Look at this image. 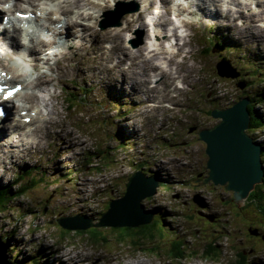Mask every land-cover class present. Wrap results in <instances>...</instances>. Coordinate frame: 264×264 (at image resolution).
<instances>
[{
  "label": "rangeland",
  "instance_id": "1",
  "mask_svg": "<svg viewBox=\"0 0 264 264\" xmlns=\"http://www.w3.org/2000/svg\"><path fill=\"white\" fill-rule=\"evenodd\" d=\"M90 1L97 3L98 8L90 9L88 5L93 4ZM149 1L82 0L86 6L81 10L73 8L72 12L92 13L93 17L82 23L90 24L103 35L117 33L123 39L124 45L136 47L144 45L153 36V26L149 23L155 16L152 9L156 8L162 15L159 21L166 20L170 23L171 18L165 12L172 6L164 0L163 3L160 1L163 6H159V0H152L154 3L146 10L145 16L130 26H127L126 20L136 14H124L119 26L113 25L115 18L111 17L135 6L139 10L144 9ZM193 1L199 2L203 9H196L195 5H191L188 7L193 10L191 14L180 11L178 16L182 21L188 19L192 22L185 23L188 34L184 39L183 51L181 50L185 57L182 59L179 56L176 65H172L176 66V69L172 68L173 76L176 75L183 86L182 89L172 92L176 93L175 97L172 98L169 94L174 87L175 78L170 86L162 74L157 73L153 77V74H149L150 68L145 57L142 56L136 61L138 69L125 71L124 75L116 71H103L94 77L82 79L70 72L63 76L64 83L59 86H53V83L44 84L41 89L33 90L41 98L49 99L53 94H60L55 101V110L60 115L51 114L57 122L56 127L48 124L44 129L45 121L50 115L41 120L43 125L39 122L33 125H41L40 146L28 144L18 149L19 141L15 143L16 151L11 153L10 149L14 147L10 146L11 142L16 141L19 133L23 130L27 132V129L20 127L22 129L19 130L18 118L13 115L0 123V185H11L22 169L31 170V174L25 175L21 181L18 180L11 190L13 195L15 190L29 184L27 193L10 197L6 209L0 211V238L3 237L6 241V236L11 234L14 239L6 251L10 260L15 261L16 257L21 264H41L43 261H48L49 264H138L140 261H147L146 264H264V213L251 201L253 189L243 203L237 205L232 192L226 191L223 185L194 181L197 172H201L202 178L208 172L205 144L198 138L197 130L211 127L218 122L219 118L211 115L213 108L228 107L234 102V98L242 94L236 87L239 77L233 79L218 76L217 64L218 68L221 64L224 71L230 70L233 75L236 70L231 64L236 67L233 61L235 58L244 65V58L241 56L254 53L255 59L264 62V14L257 18L251 17L255 20L256 30L252 29L248 13L258 9L259 4L256 0H240L248 1V4L243 8L244 12L235 17V21L232 22L233 18L230 17L213 14L209 20L201 22L200 19H204V12L208 9L214 12L216 6L222 12L227 9L233 12L237 8L236 2ZM11 2L3 4L2 7L6 8ZM19 3L17 10L21 11L17 12L31 8L35 13L31 12L29 18L37 16L40 23L48 24L47 18L43 17L59 16L61 21L64 20L62 15L41 14L23 0ZM35 3H44L43 7L57 11V0H37ZM3 16H9V13L2 10L1 17ZM73 17L76 19V16ZM4 21L0 24L1 34H11ZM142 22H145V26H141ZM15 23L24 25L25 22ZM226 24H230V27ZM102 25L104 28H101ZM105 28L108 29L102 31ZM155 32L159 35L157 40L163 38L164 32H160L158 27H155ZM254 32L259 35L258 38L254 37ZM43 33L47 34V31L44 30ZM71 33L76 42L90 44L87 41L89 31L85 33L78 28ZM220 34H224L226 39H229L228 34L232 35L230 37L236 42L231 41L225 45L219 55L212 52L210 55L204 54L202 50L205 46L211 41L216 44L212 39L214 36L220 42ZM140 36L141 44L138 43ZM207 36L211 37L208 39ZM172 41L171 38L170 42ZM25 43L27 37L24 36L19 40L22 49L26 47L23 45ZM68 43L69 41L63 42L65 46ZM112 43L111 40H105L102 46L108 50ZM11 50L0 40V57H3L5 51ZM176 50L174 48L171 52ZM14 55L12 59L4 60V63L12 70L16 69L13 70L15 73L21 72L15 68L18 63L24 64L22 66L28 69L32 68L27 61L28 57L18 59ZM38 56L42 59L39 68L33 69L34 73L37 75L47 72L59 77L58 71L62 69L59 66L67 62L65 58L46 51ZM121 56L120 51L114 52L112 63L121 60ZM46 58L48 59L44 62ZM59 58L61 61L56 66V59ZM226 58L231 60V64ZM236 65L239 67L238 63ZM139 70L136 76L145 78L147 74L155 82L150 84L145 80L143 84L137 83L136 88L121 82L122 77L127 78L132 72L138 73ZM92 72L87 71L88 74ZM15 73L10 71L9 75ZM106 85H110L112 92L102 88ZM152 86V92L146 90ZM159 87L163 89L160 90ZM259 88L264 89V83L258 87H250L248 93ZM71 91L73 96L78 97L76 101L69 94ZM70 103L73 105H69ZM39 108L44 111L41 106ZM258 108L264 112V103ZM48 110L50 111L49 106ZM193 125L197 129L188 130ZM247 133L264 146V127ZM262 163L264 164V160ZM131 167L134 170L143 167L148 174L159 172L161 183L156 193L141 200L146 212H152L156 221L150 233L139 230L132 232L134 235H120L115 228L122 225L104 224L97 225L98 235L92 238L90 233L63 230L58 225V217L75 213H85L98 223L97 219L107 210L110 199L123 195L126 178L134 171ZM196 195L203 198V205L193 199ZM138 226L141 225L126 227ZM254 229H257V235L250 232ZM63 243H67L68 247L62 249ZM42 244L48 247L46 252L42 250ZM212 247L214 249L209 252ZM175 251L180 252L177 253L181 257L177 253L172 256ZM242 252H246L245 260L239 258V253ZM35 253L37 254L33 255ZM62 258H66L65 263ZM237 260L240 262L237 263Z\"/></svg>",
  "mask_w": 264,
  "mask_h": 264
},
{
  "label": "bare ground",
  "instance_id": "2",
  "mask_svg": "<svg viewBox=\"0 0 264 264\" xmlns=\"http://www.w3.org/2000/svg\"><path fill=\"white\" fill-rule=\"evenodd\" d=\"M7 1L8 0H0V8L1 9H3L2 5L5 4ZM25 1L30 2V3L33 2V0H25ZM164 1H166V0H164ZM214 1H219V0H214ZM258 2L260 4L258 12L257 13L254 12L253 13V12H250L249 11V13H248V16L250 17L251 28L254 29V30H256V28H254L255 27V22H254L255 20L253 21L251 19V17L256 16V18H257V17L261 16L262 14H264V0H258ZM90 3H93L92 4V7H94V8L98 7V4L94 3L93 1H90ZM151 4H152V2L149 3V5H151ZM203 5H204V3H203ZM17 6H18V3L17 2H14L12 5L8 6L6 10L9 11V12H12L15 8H17ZM84 6H86V5H84V3H82V0H57V11L49 10L47 12L50 13V14H52V13H60L61 15L64 16V20L61 21L60 17H57L54 20H51L50 19V22L53 23V24H57V23L60 22V24H59L60 26L57 27L55 25V26H47L46 27L49 30V32H50V36H49L48 39H46L44 36H42L41 34H39L38 32H36L35 30H32L30 32V34H28V41L31 43V45L26 47L25 54L24 55H22L21 52L19 50H17V48H19L17 46L20 45V44H18L17 37L19 39V36L21 35V31H20V29L18 27H14L13 28V30H12L13 33L10 32L11 35H8L7 34L6 36H3L1 34V32H0V40H3L5 42V44L8 45V47L12 49L11 51H5V53L3 54V57H0V66H2V68H6L9 71H13V70L15 71L16 70V69H13L12 70L11 67H9L8 65H6L4 63V60L6 61V60L12 59V55L15 54L16 56H19L22 59H24L25 57H28L29 59L27 61H29V63L31 64L32 69L37 70L39 68V66H40V61L42 59V57L40 58L38 56V54H41L44 51V47L45 46H49V48H51L52 45L53 46H57V50H55L56 52L53 53V54L54 55L59 54V55L63 56V58H65V60L67 61L65 64H63V63L60 64L59 67L62 68V69H60L58 71L59 77H56V75L55 76H52L50 73H47V72H40V73H38L35 76V78L33 79V81L30 82V81H27V78L28 77H27L26 74L17 73V72L15 73L13 71L15 74L12 77H10L8 80H5L6 81L5 83H8V82L22 83L23 88L18 93V95L24 96V99L26 101L31 102V103H40L45 108V110L47 111L46 114L38 115L40 113L41 109H38L37 108L35 111H39L38 114L36 113V115H33V117H34L33 119H35V120L32 121L31 123H28V124L23 123L22 120L19 119V123H18V126L19 127H18V129L20 130L22 128H25V129H27V132H25L24 130L21 131L19 133V135H18V139L16 141H12L11 142L10 146H14V147H12L13 149H10L11 150V153H13V152L16 151V148H15L16 147V144L15 143L16 142H19V141H20V145H19L18 149H20L22 146H25V145H28V144L29 145H34V146H40L41 145V140H40L39 136H40V133H41V128H40L41 125L39 126V124H38V125H35V127H33V125L36 124V122H39V123H41L43 125V123L41 122V120H43L44 117L50 115L49 118H48V120L45 121L44 129L47 128V125L48 124L53 125L54 127H56L55 125L57 124V122H56L55 118L53 117L54 115L52 116L51 114H55L57 116L60 115L55 110L56 109L55 101L58 98V96H60V94H53V95L50 96L49 99L48 98H41L40 96H37L34 92H27L26 95H25V94H23V89L25 87L24 84L28 85V83H30V84H32L31 87H33V88L43 86L44 84H51V83H53V86H59L60 84H63L64 83L63 76L65 77V75H67L70 72H72L74 75L79 76L82 79L87 78V77H94L98 73H101L103 71H106L108 73H111L112 71H116V72H118L120 74L122 73V75H124L123 72H125V71H130L131 72L135 68H136V70L138 69L137 68L138 67V64L136 63V60L139 61L138 58H141L142 56L145 57V61H146L147 65H148V67L150 68V69H148L149 72H151V73L154 74L153 77L157 76L158 75L157 73H160V74H162L163 78H165V77L167 78L166 81L169 82V84L171 86L172 80L174 79V76H176V75L173 76L174 73L172 71V68H170V67H163V61H161L162 59L159 58V57L162 56L163 58H165L166 61L171 62V55H173L174 53H176V54L179 55V53H181L180 50H178L179 53H177V52H171L172 50H174L172 44H167V45L165 44V41H167L169 37H172V36L175 35L174 29H171L170 30V33L164 34L163 35V38H160L159 40H157V38L159 37L158 33L155 32V30H153L154 32H152V33H153L154 39L150 40L148 42L149 44L146 41L144 45H139V46H136V47L127 46V45H124L123 39L120 38V36L117 33L112 34V35H103L100 30L93 28L90 24H84V23H82V21H88V20H90L93 17V14L92 13L86 14L84 12H79V11H77V13L75 14L72 11L74 10L73 9L74 7H77L76 8L77 10H81V8L84 7ZM105 6H107V4H105ZM35 9L37 10L38 8H35ZM42 11H45V9L42 10ZM27 12H29V9L28 8L27 9H24V12L23 13H27ZM31 12H33V10H31ZM144 13H145V8L144 9H141V10H138V12H134V13L131 12V13H129L130 15H133V14H136V15L134 17H132L131 19L126 20L127 26H130L134 22L141 20L143 18V16H145ZM11 16H15V15L13 13H11ZM73 16H76V19ZM211 17H208L207 13L204 12V15H203L204 21H207ZM80 19H84V20H80ZM86 19H88V20H86ZM159 19H160L159 16H157L154 20H153V18H151L149 20V23H151L152 26H156V25L157 26H160L161 27V30L163 32H166L165 28H166V25L168 24V22H166V21L158 22ZM231 21L232 22L235 21L234 18ZM27 22H29V20H27ZM239 23H243V22H239ZM226 25L228 26V28L230 27V24H226ZM38 26H39V24H38ZM141 26H145V22H142ZM77 27H80L81 30L83 32H85V33L87 31H89V33H88V40H87V41H90V44L89 45H87L86 43L76 42L75 41V36L71 33V30L70 29L71 28L76 29ZM107 29L108 28H105L102 31L107 30ZM4 31H5V29H4ZM13 35H15L16 37H13ZM258 36L254 32V37L255 38H258ZM9 38H10V42L8 41ZM217 38H218V36H217ZM229 39H226V41H225L226 42V45L228 43H230L231 41L235 43V40L234 39H231V38H229ZM105 40H111L113 42L112 45L110 46V48L108 50H105L103 48V46H102V42H104ZM65 41H69V43H68L67 46H65L63 44V42H65ZM64 48H66V49H64ZM217 50H218V52H220L219 49H217ZM116 51H120L121 52V55H122L121 57L122 58L118 62L112 63V59L114 58L113 57V53L116 52ZM15 55H14V57H15ZM181 55H182V53H181ZM47 59L48 58H46L44 60V62L47 61ZM60 61H61V59L59 58V61L57 60L56 61V64L59 63ZM127 61H129V62L127 63ZM20 67H22V63H18L15 66V68H17V70H19ZM187 67H188V65H187ZM219 68L220 69H217V71L220 70V72L222 74H224V75L231 74V72H228V70H225L224 71L223 68H221L220 66H219ZM2 70H4V69H2ZM89 70H91L93 72L91 74H88L87 71H89ZM139 72H140V70L138 71V73H133L132 72L130 75H128L127 78H125V76L122 77L121 82L124 83V84H129L130 87H134V88H136L138 86L137 83L143 84L145 80L148 81V82H150V84H151L152 81L148 77L147 74H145L146 75L145 78H142L143 76L142 77H140L138 75L136 76V74H139ZM153 87L154 86H152L151 89H146V90L152 92L153 91ZM104 88L107 89V90H110L112 92V88L110 87V85H106ZM159 89H160V87H159ZM162 89H160V90H162ZM173 91L174 92L176 91V87L175 86L173 87V89L169 93L172 98H173V94H172ZM239 96H242L241 98H244V100H246V97H247L248 98V102H250L249 96H246V97H244L243 95H239ZM158 102L160 103V101H158ZM48 106L50 107V111L48 110ZM31 108H32V106L23 104V106L19 109V111L25 110V111L28 112L29 110H31ZM247 111L249 112V109L248 108H247ZM6 116H7V114H6ZM24 116H27V114L25 113ZM24 116H20V117H24ZM65 126H67V125L65 124ZM20 127H22V128H20ZM248 128H249V125H248ZM81 143L84 144V142H81ZM38 149L39 148H37V151H38ZM263 157H264V155L260 154L259 160H264ZM1 165H2V160H1V157H0V166ZM131 168H132V170L135 169L134 167H131ZM0 175H2V173H0ZM191 182H193V181H191ZM93 191L94 190H92V192ZM146 193L151 194L150 192H146ZM131 196H133V195L131 194ZM148 196L150 197L151 195H148ZM75 198H78V197L75 196ZM155 202H156V200H155ZM108 205H109V203H108ZM156 205L158 206V204H156ZM160 206H162V204L159 205V207ZM221 212H223V211H221ZM145 216H146V214H144V217L143 216H140V218H141L140 220H142L144 222V219L146 218ZM220 223H221V221H220ZM94 228L98 229V227H94ZM131 228H133V227H131ZM115 229H118V228H115ZM127 229H125V230H127ZM76 231L83 233V231H86V230H80L79 229V230H76ZM84 233H86V232H84ZM93 233L95 235L98 234L97 231H93ZM126 233H127V231H126ZM130 235H131V233H130ZM145 236L143 238H145ZM150 241H151V239H150ZM141 243L143 244V242H141ZM135 244H137V242ZM7 247H9V244H7ZM42 247H43V251L46 252V250H47L48 247L46 245L44 246L43 244H42ZM142 248H143V246H142ZM146 249H149V247L146 248ZM245 254H246V252H242V255L239 254V258L240 259L242 258V259L245 260V258H246V255ZM177 255H179V254L177 253ZM60 257H62V255ZM149 259H151V257ZM152 260H153V257H152ZM65 261H66V258H62V262L65 263ZM96 261H95V263H96ZM146 262L145 261H140L138 264H146ZM19 264H21V263H19ZM47 264H49L48 261H47ZM156 264H157V262H156Z\"/></svg>",
  "mask_w": 264,
  "mask_h": 264
},
{
  "label": "water",
  "instance_id": "3",
  "mask_svg": "<svg viewBox=\"0 0 264 264\" xmlns=\"http://www.w3.org/2000/svg\"><path fill=\"white\" fill-rule=\"evenodd\" d=\"M136 10L137 7L130 11ZM121 14L123 13H120L118 19ZM116 24L119 25V22ZM218 74L226 77L230 75H223L220 70ZM236 76V72L233 75L231 72L229 77ZM237 86L242 89L244 83ZM248 103V99L240 98L229 107L213 108L211 115L218 117V122L197 131L198 138L205 143L204 151L207 155L208 172L202 178V183L212 182L214 185H223L226 190L232 192L233 200L237 205L243 203L249 191L254 189L256 184L262 183L264 178V165L262 160H259L264 148L247 133L250 120V113L247 111ZM194 128H190L191 131ZM159 185L160 177L154 175V172L148 174L142 168L136 169L127 176L123 195L110 199L108 208L99 217L98 223L94 222L90 216L80 213L60 216L56 221L63 230L69 231L86 230L89 227L104 224L122 225V227L150 224L148 222L153 221V214L146 212L141 200L156 193ZM193 199L203 205V198L196 195ZM144 214H146L145 223L140 220V216L144 217ZM250 232L254 235L258 233L256 229ZM7 248V242L0 238V264H14L9 259Z\"/></svg>",
  "mask_w": 264,
  "mask_h": 264
},
{
  "label": "trees",
  "instance_id": "4",
  "mask_svg": "<svg viewBox=\"0 0 264 264\" xmlns=\"http://www.w3.org/2000/svg\"><path fill=\"white\" fill-rule=\"evenodd\" d=\"M215 38H212V39L216 44L210 42L208 47L206 46L203 48L202 52H204V54L210 55L211 52L214 54L217 53L218 55L220 54L217 49L221 50L226 45V42H225L226 36L219 37L220 42H218L217 39H215ZM221 58L223 59V57H221ZM241 58H244L243 59L244 65L237 58H235V60H233V61H234V65L236 67H234L231 64V60H229L228 58H226V59H228L229 63L231 64V67L234 70H236L237 76H236V78H233V79H237L239 77L237 79L238 84L244 83V89H242L240 91V93H242L241 95H243L244 97L249 96L250 102L247 105V108L249 109V112H250L248 131L249 132L257 131V130L261 129L262 127H264V112H261L258 108V106H260L261 104L264 103V89H261V88L255 89L251 93H248V89L250 87H258L259 85H262L264 83V65L261 61H258L257 59H255L254 54L249 53L245 57L241 56ZM237 63L239 65V67H237V65H236ZM217 75L219 76L218 71H217ZM238 84L236 83V87L238 89H240L237 86ZM71 87H74V86H71ZM69 94H72V91L69 92ZM72 96H73V94H72ZM241 97L242 96H237L236 99H239ZM73 99L76 101L78 99V97L73 96ZM246 99H248V98L246 97ZM69 105H73V104L70 103ZM261 154L264 155V150L262 151ZM29 174H31L30 169H28V170L22 169L19 173L16 174V178H15L14 182H12L11 185L10 184L0 185V211H3L6 209V207L8 205V201L10 200V197H12L14 195H22L23 193H27V191L29 190V184L23 185L22 188L15 190L13 192L14 193L13 195L11 193V190L13 189V186L18 182V180L21 181L25 177V175H29ZM251 201L260 211H262L264 213V179H263L262 183L255 185V187L252 191V194H251ZM102 213H101V215H102ZM155 223H156V221H155V219H153V221L150 222V224H140L141 226H138V228L121 227V228H118V234L121 235L122 233H126V231H127V233H129V232L132 233L134 231H139V230L141 232H144V233H150V231L154 228ZM125 229H127V230H125ZM93 231L98 232V229L91 228L89 230L83 231V233L84 232L90 233L92 235V238H93V236H96L93 233ZM3 240L5 241L4 238H3ZM6 242H7V244L14 242V239L12 238L11 234L6 236ZM212 249H214V248L213 247L210 248V250H212ZM42 250H43V247H42ZM177 252L178 251H175L173 256H175V253H177ZM36 254L37 253H35L33 255H36ZM239 254L242 255V253H239ZM180 256L181 255H179V257ZM15 259H16L15 261L13 259L11 261L14 264H19L20 262L17 261L18 259L16 257H15ZM238 262L239 261L237 260V263ZM42 264H47V261H44Z\"/></svg>",
  "mask_w": 264,
  "mask_h": 264
},
{
  "label": "snow or ice",
  "instance_id": "5",
  "mask_svg": "<svg viewBox=\"0 0 264 264\" xmlns=\"http://www.w3.org/2000/svg\"><path fill=\"white\" fill-rule=\"evenodd\" d=\"M18 15L20 14L18 13ZM2 75H6V74L0 73V76ZM19 90H20L19 85H17L16 87L9 88L7 84L0 83V93L3 94L5 100L10 98L15 92H18Z\"/></svg>",
  "mask_w": 264,
  "mask_h": 264
},
{
  "label": "flooded vegetation",
  "instance_id": "6",
  "mask_svg": "<svg viewBox=\"0 0 264 264\" xmlns=\"http://www.w3.org/2000/svg\"><path fill=\"white\" fill-rule=\"evenodd\" d=\"M201 172H197L195 177L196 178L195 180L197 181V183H200L201 182V179H202V176H201Z\"/></svg>",
  "mask_w": 264,
  "mask_h": 264
}]
</instances>
